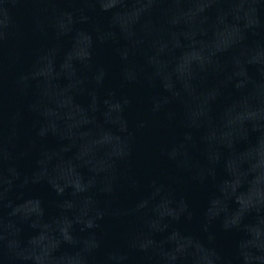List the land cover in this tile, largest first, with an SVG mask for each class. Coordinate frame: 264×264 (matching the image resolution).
Here are the masks:
<instances>
[{"label": "water", "instance_id": "95a60500", "mask_svg": "<svg viewBox=\"0 0 264 264\" xmlns=\"http://www.w3.org/2000/svg\"><path fill=\"white\" fill-rule=\"evenodd\" d=\"M0 264H264V0H0Z\"/></svg>", "mask_w": 264, "mask_h": 264}]
</instances>
